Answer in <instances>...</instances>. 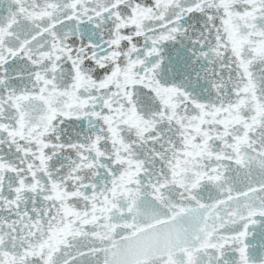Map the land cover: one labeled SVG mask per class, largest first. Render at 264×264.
Returning a JSON list of instances; mask_svg holds the SVG:
<instances>
[{
  "label": "snow or ice",
  "instance_id": "obj_1",
  "mask_svg": "<svg viewBox=\"0 0 264 264\" xmlns=\"http://www.w3.org/2000/svg\"><path fill=\"white\" fill-rule=\"evenodd\" d=\"M0 264H264V0H0Z\"/></svg>",
  "mask_w": 264,
  "mask_h": 264
}]
</instances>
